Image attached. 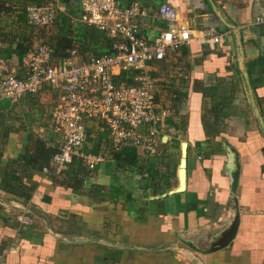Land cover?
Instances as JSON below:
<instances>
[{"label": "crops", "instance_id": "1", "mask_svg": "<svg viewBox=\"0 0 264 264\" xmlns=\"http://www.w3.org/2000/svg\"><path fill=\"white\" fill-rule=\"evenodd\" d=\"M45 1L7 0L1 51L39 45L25 11ZM119 2L149 12L169 4L191 29L192 42L156 69L157 100L173 110L172 125L154 155L128 150L130 157L113 153L107 134L91 126L87 147L107 160L83 172L74 192L62 184L66 172L45 176L22 161L36 139L55 150L52 137L34 132L48 106L27 98L1 107L0 253L12 248L8 264H264V29L244 28L264 15V0ZM208 29L222 41L204 38ZM14 179L25 196L8 192ZM15 204L29 205L33 226L19 227Z\"/></svg>", "mask_w": 264, "mask_h": 264}, {"label": "built area", "instance_id": "2", "mask_svg": "<svg viewBox=\"0 0 264 264\" xmlns=\"http://www.w3.org/2000/svg\"><path fill=\"white\" fill-rule=\"evenodd\" d=\"M76 1H81L83 8L79 22L106 36V51L83 53L85 49L78 43L64 58L40 44L27 49L22 57L0 50V109L6 102L13 105L27 98L50 109L43 129H34L38 136L46 139L49 135L55 143L50 165L42 170L45 176L60 177L75 160L81 161L86 171L97 170L107 160L87 147L93 125L98 135L107 134L115 154L134 150L154 155L173 116L171 107L157 100L161 79L156 69L193 40L190 27L169 4L149 12L138 2ZM61 6L60 0H47L28 7L27 25L34 30L52 27ZM13 11L18 9L13 7ZM160 23L164 29L154 36L147 34L149 27ZM253 27L264 29V15L244 28ZM203 34L214 43L222 41L212 29ZM14 57L16 65L12 64ZM13 207L19 212V227L33 226L29 205ZM11 250L0 253V264H8Z\"/></svg>", "mask_w": 264, "mask_h": 264}, {"label": "trees", "instance_id": "3", "mask_svg": "<svg viewBox=\"0 0 264 264\" xmlns=\"http://www.w3.org/2000/svg\"><path fill=\"white\" fill-rule=\"evenodd\" d=\"M65 4H67L68 10L75 4L76 0H62ZM7 3V0H0V12L3 11L4 5ZM8 9V8H7ZM9 10V9H8ZM77 15L79 17L73 18L72 21L71 18L65 17L58 13L56 22L52 27L40 29L42 30L41 33L45 34L44 38H41V35H38V39H40V45H47L49 47H52L55 51V54L57 57L64 58L67 56L68 50L72 49L76 43L83 46L82 49L83 53H86L88 51H95L96 52H102L106 51L105 43L109 45V40L106 38V36L96 31L93 28L87 27L83 25L81 22H79L80 19V12L77 10ZM39 31V30H38ZM37 32V30H36ZM22 45H28L26 43H21ZM21 45V46H22ZM20 46V44L18 45ZM27 49H29V45L25 47L22 51H17L18 55L22 57ZM0 125H3V119L0 116ZM8 129L5 133L7 135ZM1 136V133H0ZM1 143V141H0ZM2 150L4 149V146H2ZM32 146L26 149V154L23 155L22 161L24 162L25 166L32 168V169H38L43 170V168L48 165L55 153V150L52 148H46L44 144L38 139L34 141V148L31 149ZM2 150L0 149V157L2 156ZM130 153L126 151L125 153L121 154V157H130ZM121 157H119L121 159ZM84 165L81 161L75 160L65 171L67 176L65 178V181L62 183L63 185L67 186L68 188H71L74 192H80L82 189V178H83V172H85ZM64 172V173H65ZM19 179H14L11 181L12 184L8 183L7 190L9 193H17V195H24L21 191H17L14 189V185H19L21 188L22 186L19 184ZM15 195V196H17ZM28 196V195H27ZM19 197V196H18ZM20 198V197H19Z\"/></svg>", "mask_w": 264, "mask_h": 264}, {"label": "water", "instance_id": "4", "mask_svg": "<svg viewBox=\"0 0 264 264\" xmlns=\"http://www.w3.org/2000/svg\"><path fill=\"white\" fill-rule=\"evenodd\" d=\"M82 9H83L82 3L80 1L79 2V10L82 11ZM9 108H10L9 102H6L2 105V109H9ZM179 175H180V181H181L182 189H184L185 188V178H186L185 160H183Z\"/></svg>", "mask_w": 264, "mask_h": 264}, {"label": "rangeland", "instance_id": "5", "mask_svg": "<svg viewBox=\"0 0 264 264\" xmlns=\"http://www.w3.org/2000/svg\"><path fill=\"white\" fill-rule=\"evenodd\" d=\"M45 3V2H44ZM76 5L74 4L72 7H71V10H70V18L72 19V21L74 20L73 18H76V17H79L78 15H77V12L75 11L76 9ZM36 31V30H35ZM41 31L42 30H37V33H38V35H40V34H42L41 35V38H44L45 37V34L44 33H41ZM76 45H78V44H76ZM49 108V107H48ZM43 112H45V110H46V108H43V109H41ZM50 110V109H49ZM48 110V111H49ZM40 128V127H39ZM39 135V134H38ZM7 212H10L11 211V206H10V208H8L7 210H6Z\"/></svg>", "mask_w": 264, "mask_h": 264}]
</instances>
